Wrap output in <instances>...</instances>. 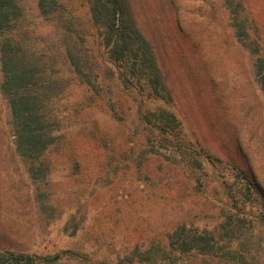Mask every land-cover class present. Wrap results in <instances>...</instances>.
Wrapping results in <instances>:
<instances>
[{"label": "rangeland", "instance_id": "rangeland-1", "mask_svg": "<svg viewBox=\"0 0 264 264\" xmlns=\"http://www.w3.org/2000/svg\"><path fill=\"white\" fill-rule=\"evenodd\" d=\"M16 1L19 15L0 31V43L9 38L21 56L39 61L44 80L56 79L41 101L55 139L33 163L23 156L0 89V250L34 264H146L154 257L161 258L156 264H264L262 205L254 216L237 204L231 228L217 236L236 243L235 257L222 250L173 260L163 253L179 226L218 231L232 213L216 178L233 175L218 165L213 173L199 147L254 176L264 190V93L225 0H128L183 133L194 141L185 149L143 123L133 95L106 70L87 0H56V11L45 14L38 0ZM242 4L264 44V0ZM58 13L67 30L55 25ZM68 46L81 75L64 55ZM189 156L203 164H190Z\"/></svg>", "mask_w": 264, "mask_h": 264}, {"label": "trees", "instance_id": "trees-1", "mask_svg": "<svg viewBox=\"0 0 264 264\" xmlns=\"http://www.w3.org/2000/svg\"><path fill=\"white\" fill-rule=\"evenodd\" d=\"M87 1L88 19L95 30L97 46L102 50L103 58L108 63L106 70L117 79L125 92L133 95L138 118L179 149H185V146L187 148L194 141L183 133L184 125L174 111L173 100L156 62L153 47L137 26L128 0ZM225 3L235 37L252 57L254 75L264 93V44L261 34L248 18L242 0H225ZM53 4H57L56 0L37 1L42 14L55 12ZM19 10L16 0H0V31L10 27L18 17ZM60 15L58 13L59 20L55 25L67 30L65 18ZM69 34H62V38H70ZM64 55L74 66L73 71L81 75L82 69L69 46L65 48ZM0 59L2 70L0 89L9 98L16 134V148L33 163L37 157L43 155L55 139L52 134L54 122L42 110L41 101L45 99L46 90L54 87L56 79L51 77L49 80L47 78L44 80L42 77L44 70L40 67L39 61L34 60V56L26 54L21 56L19 47L9 38H4L0 43ZM38 76L40 99L34 91ZM199 151L201 160L211 165L213 173L217 172L215 169L217 165L227 170L229 168L231 171L233 178H225L223 172H220L216 181L224 189L232 213H227L218 231L204 229L201 232L191 233L183 226L174 229L169 234L167 245L163 250V253L169 254L167 259L174 260L177 255H192L198 252L214 255L222 250L226 256L234 254L235 257L238 251L236 243L229 240L226 244H222V239L217 236L231 228L233 210L236 209L237 204L242 208H248L249 214H253L254 209L259 205L264 206V190L254 176L250 178L241 170H235L234 166L222 164L220 159L212 156L203 147H199ZM194 161L197 165L203 164L200 160L198 162L197 157H190V164ZM30 170L33 173L31 167ZM43 172L40 167V173ZM242 208L239 211L242 212ZM257 214L264 216V210H258ZM155 258H146L144 261L146 264H156L161 260ZM37 259L38 262L42 260L41 257ZM0 264H34V259L23 254L0 250Z\"/></svg>", "mask_w": 264, "mask_h": 264}]
</instances>
